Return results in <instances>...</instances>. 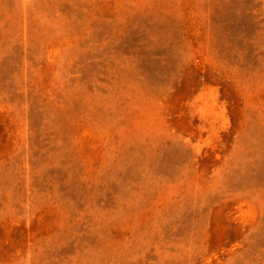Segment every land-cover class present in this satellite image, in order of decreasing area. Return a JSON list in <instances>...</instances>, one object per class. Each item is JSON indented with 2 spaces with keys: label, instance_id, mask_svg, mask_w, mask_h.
Wrapping results in <instances>:
<instances>
[{
  "label": "rangeland",
  "instance_id": "1",
  "mask_svg": "<svg viewBox=\"0 0 264 264\" xmlns=\"http://www.w3.org/2000/svg\"><path fill=\"white\" fill-rule=\"evenodd\" d=\"M0 264H264V0H0Z\"/></svg>",
  "mask_w": 264,
  "mask_h": 264
}]
</instances>
